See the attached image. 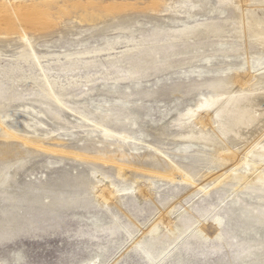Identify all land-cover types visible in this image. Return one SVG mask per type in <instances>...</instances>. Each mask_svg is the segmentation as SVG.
I'll return each mask as SVG.
<instances>
[{
	"label": "bare ground",
	"instance_id": "obj_1",
	"mask_svg": "<svg viewBox=\"0 0 264 264\" xmlns=\"http://www.w3.org/2000/svg\"><path fill=\"white\" fill-rule=\"evenodd\" d=\"M7 1L9 5H1L0 12V27H7L6 29L13 24L22 29H26L27 26H43L39 24L40 22L34 23L31 17L39 14L45 7L53 5V0ZM145 3L144 7L148 11L161 16H169L167 21L147 34L131 35L125 40L105 44L104 47L63 51L51 55L38 54L32 43L23 35L22 39L26 44L17 54L12 55L10 60L7 56L8 61L2 58L0 49V129L2 137L18 139L37 150L62 157H72L85 162L113 163L117 166L116 173L119 177L127 178L135 172H141L170 181L197 185L205 193H208L209 187L215 182L217 184L214 186L217 188L225 185L232 188L239 187V192L231 193L234 195L233 201L242 203L251 209L257 222L264 225V0H145ZM89 4L93 5L91 2ZM130 4L128 3V8ZM101 6L100 9L103 7ZM59 7L58 9H61ZM119 7L121 6L117 8ZM107 15L102 9L88 16L87 19L101 20ZM45 17L42 18L45 19ZM48 17L50 16L46 18ZM55 18L58 21L61 16ZM53 21L55 22L56 19ZM82 21L84 22V18ZM123 41L125 45L122 43L124 46L118 48L117 45ZM117 49L121 50L117 51ZM101 56L105 57L104 60L108 64L103 70L86 73L84 76L75 75L80 69H89L101 64L102 60L99 59ZM48 57L53 59L50 58L54 63L53 68L51 62L48 61L47 64L43 62ZM5 62L7 63L4 64ZM225 66L226 68L235 66V69L229 73L225 71L215 73L223 70ZM25 67L29 68V73ZM36 68L40 69V72H33ZM205 70H208L209 74H215L204 76ZM189 72H193L194 75L191 77ZM166 73L175 74L178 80L170 85L164 84L161 87L164 88L161 92L162 96L174 95L183 100L196 92L205 90L212 95L209 97L205 95L194 101L184 111L177 114V119L169 121L166 125L151 128V135L154 139L149 142L139 140L129 132H119L113 129L109 125V115L104 114L94 120L83 115V118L93 127L87 134L88 136L94 134L99 138L98 142L108 144L114 147L113 149H99L93 153L87 149L76 151L66 147L48 146L43 140L19 135L10 124L13 114L6 110L9 105L25 99L26 92L29 91L24 89L25 85H30L32 89L28 95L34 96V100L54 118H59V110L69 108L66 98L75 94L80 87L88 91L99 81L113 85L139 84L153 76ZM61 74L66 78L65 82L61 81ZM134 94L142 95L147 99L158 95L157 92L148 91L127 92L124 96L130 98ZM134 105L137 108L130 109L127 116L132 118L131 121L128 119L131 122L128 125L131 126L143 120L141 111L144 106L133 103ZM40 113L43 112L40 111ZM26 125L31 127L29 123ZM81 127L83 126L76 128ZM169 128H173L174 131L169 132ZM129 141L131 142L129 145L134 148L126 150L125 145ZM139 145L142 146V152L135 150ZM170 145H176V152L171 156L166 152L170 150L168 147ZM8 152L9 149L6 147L0 153V196L10 206L3 211L7 215L6 225H14L13 210L20 212L26 205L32 209L53 211L58 208H72L85 202L78 191L83 184L80 177L76 178L71 186L74 192L66 190L52 192L45 187H37L27 188L20 194L12 193L10 189L15 183L17 174L27 164V157L9 159ZM177 157H189L191 162H198L201 159L207 167L201 169L202 172H197L192 166L181 165L177 162ZM145 161H149L150 164H145ZM229 164L231 168H227ZM216 167L219 169L217 170ZM97 179V184L93 186L94 200L101 207L109 208L114 204L111 197L113 193L118 192L117 187L112 178L105 174ZM196 179L204 183L201 181L197 184ZM101 184H105L106 187L102 189L101 195H97ZM150 185L153 186L152 182ZM236 188L232 190L238 191ZM143 194L145 196L139 194L136 196L140 200L150 198L145 190ZM174 210L160 214V220L158 219L159 221L154 222L153 225L150 224L151 226L143 234L154 239L166 230L168 236L163 234L162 237L172 240L171 244L178 242L186 233L183 231V226L177 222L178 220L170 223L168 229L164 227L169 220L168 215L173 214ZM23 217L25 219V216ZM213 223L220 229L222 227L221 217L215 216ZM193 233L201 241H221L222 239L221 232L209 237L198 228ZM133 244L139 246L141 241L138 240ZM168 248L163 250L158 258ZM259 256L264 261V253Z\"/></svg>",
	"mask_w": 264,
	"mask_h": 264
},
{
	"label": "rangeland",
	"instance_id": "obj_2",
	"mask_svg": "<svg viewBox=\"0 0 264 264\" xmlns=\"http://www.w3.org/2000/svg\"><path fill=\"white\" fill-rule=\"evenodd\" d=\"M61 1L62 4H60ZM67 1L53 0V5L45 7L46 10L44 8L39 14L31 17L34 23L40 22L39 24L43 26H29L31 28L27 26L26 29H22L13 24L8 29L0 27L2 58L8 61L12 55L22 49L26 44L22 39L23 35L32 43L38 54L51 55L63 51L104 47L117 40H125L131 35L147 34L169 18V16H161L148 11L144 7L145 0H93V2L91 0H69L70 3ZM7 3H9L7 0H4V3L0 0V12L2 6L9 5ZM97 3L100 5H96ZM110 3H113V6ZM128 3H131L129 8ZM59 6L61 9H58ZM100 6L109 16L94 21L87 19L96 11H102ZM118 6L124 9L119 7L121 9L117 10ZM65 7H67L66 10ZM90 8L91 10L94 8L92 12ZM43 14L50 17L42 16L45 17L43 19L41 17ZM38 15L40 17H37ZM56 16H61L60 20L57 21ZM82 16H85L83 17L84 22H81ZM52 17L53 20L56 19V23L51 21ZM4 28L6 33L3 31ZM124 42H120L117 47H123ZM120 50L117 49V51ZM50 58L53 60L52 57H48L43 60L44 64L51 62ZM99 59L102 60L101 64L89 69H80L75 75L84 76L86 73H94L108 66L104 56ZM51 63L53 68V61ZM233 69L235 66L233 68L225 66L223 70L215 73L221 71L229 73ZM25 70L27 73L30 72L27 67ZM39 70L36 68L33 72H40ZM53 73L57 72L53 71ZM215 73L209 74V71L205 70L204 76ZM189 74L191 77L194 75L193 72ZM60 78L65 82L64 75L61 74ZM176 80L178 78L175 74L166 73L153 76L139 84L113 85L99 81L88 91L80 87L75 94L66 98L69 108L59 110V118H54L34 100V96L28 95L32 89L30 85H25L24 89L29 90L26 92L25 99L9 105L6 110L13 114L10 124L21 136L43 140L48 146L66 147L76 151L87 149L94 153L99 149H113L114 147L98 142L99 138L94 134L88 136L87 132L93 127L83 118V115L94 120L100 118L101 115L108 114L109 125L113 129L119 132H129L135 138L149 142L154 139L151 135V128L166 125L169 121L177 119V114L184 111L194 101L205 95H207L205 97L212 95L205 90L196 92L183 100L174 95L162 96L161 92L164 88L161 87L164 84L170 85ZM148 91L157 92L158 95L148 99L137 94L130 98L124 96L127 92ZM133 103L142 104L144 109L141 111L143 120L138 119L137 124L131 126L128 124H131L132 118L127 116L130 109L137 108L133 106ZM26 123H29L31 127H27ZM80 125L83 127L76 128ZM168 131L173 132L174 129L169 128ZM2 135L0 129V153L8 147L7 157L9 159L27 157V164L17 174L15 183L10 189L12 193L20 194L27 188L37 187H45L52 192L61 190L74 192L71 186L76 178L80 177L83 184L78 191L85 202L72 208H58L53 211L32 209L26 205L20 212L13 210L15 224L9 226L5 224L7 215L3 213L9 205L0 196V264H264L259 256L264 253V225L257 222L251 209L242 203L233 201V194L239 192V187H235L238 191L232 190L235 188L229 185L217 188L214 186L217 184L215 182L211 184L212 187H209L210 192L205 193L197 185L170 181L141 172H135L127 178L119 177L116 173L117 166L113 163L85 162L72 157H62L37 150L18 139H5ZM130 143L129 141L125 145L126 150L134 148L129 145ZM141 147L139 145L135 150L142 152ZM168 147L170 150L166 152L171 156L176 152V145ZM176 159L181 165L192 166L197 172H202L200 170L207 167L201 159L198 162H191L189 157H177ZM145 164L150 163L145 161ZM227 168H231V164ZM103 174L112 178L118 191L116 194L113 193L111 199L114 204L109 208L101 207L94 200L93 186L98 182L97 177ZM136 178L142 179L137 180ZM201 181L196 179L197 184ZM151 182L153 186L150 185ZM105 187V184H101L100 191L98 189L96 194L101 195ZM214 187L215 189H212ZM144 190L150 198L143 197L144 199L140 200L136 195L145 196ZM172 209H175L173 214L168 215L169 220H172H168L164 227L168 229L170 223L178 220L177 222L183 226V231H186L178 242L171 244L172 240L162 237L163 234L168 236L166 230L154 239L143 234L154 222L160 220V214L169 213L168 211ZM215 216L222 219L220 229L213 223ZM195 228L202 229L209 237L221 232L222 239L221 241H201L193 233ZM138 240L141 244L134 245L133 242ZM166 248H168L167 251L158 258Z\"/></svg>",
	"mask_w": 264,
	"mask_h": 264
}]
</instances>
